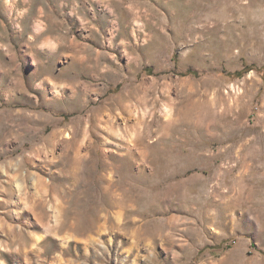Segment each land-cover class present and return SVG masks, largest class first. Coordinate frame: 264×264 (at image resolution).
Here are the masks:
<instances>
[{"label":"rangeland","instance_id":"374dc122","mask_svg":"<svg viewBox=\"0 0 264 264\" xmlns=\"http://www.w3.org/2000/svg\"><path fill=\"white\" fill-rule=\"evenodd\" d=\"M0 264H264V0H0Z\"/></svg>","mask_w":264,"mask_h":264}]
</instances>
